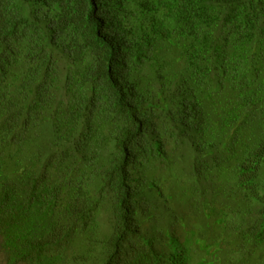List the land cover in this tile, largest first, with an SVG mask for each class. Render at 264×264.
<instances>
[{
  "label": "trees",
  "instance_id": "1",
  "mask_svg": "<svg viewBox=\"0 0 264 264\" xmlns=\"http://www.w3.org/2000/svg\"><path fill=\"white\" fill-rule=\"evenodd\" d=\"M6 264H264V0H0Z\"/></svg>",
  "mask_w": 264,
  "mask_h": 264
},
{
  "label": "rangeland",
  "instance_id": "2",
  "mask_svg": "<svg viewBox=\"0 0 264 264\" xmlns=\"http://www.w3.org/2000/svg\"><path fill=\"white\" fill-rule=\"evenodd\" d=\"M0 264H6L5 259H4V255L2 254L1 251H0Z\"/></svg>",
  "mask_w": 264,
  "mask_h": 264
}]
</instances>
